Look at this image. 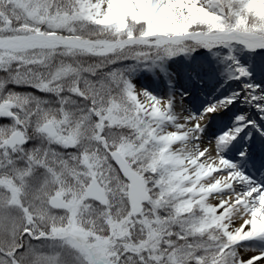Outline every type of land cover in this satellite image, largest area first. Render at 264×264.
<instances>
[{
    "label": "snow or ice",
    "instance_id": "6c2138e0",
    "mask_svg": "<svg viewBox=\"0 0 264 264\" xmlns=\"http://www.w3.org/2000/svg\"><path fill=\"white\" fill-rule=\"evenodd\" d=\"M0 264H264V0H0Z\"/></svg>",
    "mask_w": 264,
    "mask_h": 264
}]
</instances>
